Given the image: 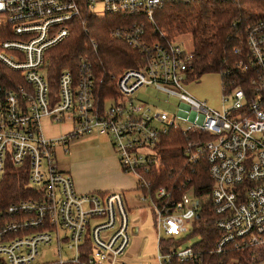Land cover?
<instances>
[{"label":"built area","instance_id":"1","mask_svg":"<svg viewBox=\"0 0 264 264\" xmlns=\"http://www.w3.org/2000/svg\"><path fill=\"white\" fill-rule=\"evenodd\" d=\"M163 1L0 0V62L22 76L0 81V181L10 168L28 170L31 189L28 198L0 211V264H34L40 247L55 241L73 252L71 260L61 259L60 264H130L132 233L124 192L77 191L73 176L56 162L55 147L106 135L122 170L138 178L157 162V143L170 127L202 136L191 139L186 150L191 160L206 157L214 187L204 199L189 190L179 199L158 201L169 196L164 187L154 197L142 193L155 209L160 263L195 259L201 264L196 249L201 234H190L203 202H210L217 215L218 253L237 250L243 256L250 251L248 264L264 261V19L246 34L247 57L239 67L248 74V84L234 85L225 77L220 110L192 97L183 86L194 52L178 41L150 40L137 25L112 32L144 56L140 68H129L116 78L117 96L101 100L93 64L87 59L81 60L78 76L63 70L56 96L50 94L49 50L69 37L82 2L92 11L102 3L105 13L152 18ZM146 85L179 98L184 110L179 114L190 124L184 127L173 114L135 101V93ZM45 118L52 123L70 120L72 130L46 137Z\"/></svg>","mask_w":264,"mask_h":264},{"label":"trees","instance_id":"2","mask_svg":"<svg viewBox=\"0 0 264 264\" xmlns=\"http://www.w3.org/2000/svg\"><path fill=\"white\" fill-rule=\"evenodd\" d=\"M261 19H264V0H164L155 9L152 18L143 13L111 11L101 17L91 10L88 2H82L80 14L71 24L69 37L49 50L47 78L50 94L56 96L58 77L63 70H70L78 76L81 60L87 59L93 64L101 100L104 102L109 97L117 96L116 78L127 69L140 68L144 64V56L137 49L112 36L114 29L133 25L141 26L150 40L164 38L177 41L180 36L190 34L195 60L189 78H199L207 72L216 71L223 80L225 77L233 80L234 85H247L248 74H243L239 63L247 57L248 28ZM236 49L239 51L236 52ZM20 76L19 72L0 62V81L5 83L11 77ZM6 85L13 88L10 83ZM195 135L196 132L184 133L176 127H170L157 143V162L149 170L140 172L137 189L154 197L155 191L164 187L169 196L158 201L179 199L189 190L200 199L208 197L214 181L206 157L200 155L196 160H191L186 150L191 139L202 137ZM30 195L28 170L17 172L10 168L0 181V211ZM216 220L212 204L203 202L200 216L194 221V230L190 234H201V239L196 242L201 264H226L235 256L239 257L241 263L248 264L250 251H245L243 256L237 254V250L228 253L216 251L220 237ZM169 242V239L164 241V251H167ZM166 264L200 263L195 259H174Z\"/></svg>","mask_w":264,"mask_h":264},{"label":"rangeland","instance_id":"3","mask_svg":"<svg viewBox=\"0 0 264 264\" xmlns=\"http://www.w3.org/2000/svg\"><path fill=\"white\" fill-rule=\"evenodd\" d=\"M93 11L98 16L105 15V8L102 3L93 7ZM177 41L183 44L184 49L187 52H193L194 44L190 34H184L177 38ZM223 79L219 72H207L201 75L199 78H188L183 83L186 91L194 98L200 101H205L214 109L223 108ZM135 101H145L152 104L162 110L167 111L175 116L177 124H181L187 127L190 122L184 114H179L182 110V101L174 96H168L166 93L160 92L153 85H146L139 89L134 95ZM71 122L67 120L68 124ZM64 123H54L52 127L47 131L46 126L42 123L44 135L56 132L58 126L63 127ZM76 141V140H75ZM73 141L72 143H74ZM68 149L66 151L65 149ZM56 162L62 169L68 165L72 158V146L67 144H57L55 147ZM135 178L136 186L133 189L122 191L125 194L127 205L130 209V227L131 233L134 226H138L139 231L136 234L131 235V242L128 249L130 264H161L158 260L159 252V228L156 223L155 209L149 199L143 200V194L137 189L138 178L131 174ZM189 228L192 225L188 224ZM187 234L183 236L186 238ZM168 238V237H166ZM194 242L196 238L193 237ZM73 258V252L68 249L64 243L53 242L50 245H43L39 249V255L34 264H60L59 261L71 260ZM68 264H77L68 262ZM226 264H244L237 258H230ZM256 264H264V261H259Z\"/></svg>","mask_w":264,"mask_h":264},{"label":"crops","instance_id":"4","mask_svg":"<svg viewBox=\"0 0 264 264\" xmlns=\"http://www.w3.org/2000/svg\"><path fill=\"white\" fill-rule=\"evenodd\" d=\"M43 123L47 131L54 125L48 118H45ZM57 126V131L47 134V137L55 138L70 132L73 124L65 122L62 128ZM71 146V161L62 170L73 176L77 191H126L136 186L135 178L122 170L117 154L106 135L85 136L71 143ZM138 231L139 228L135 225L132 233L136 234Z\"/></svg>","mask_w":264,"mask_h":264},{"label":"water","instance_id":"5","mask_svg":"<svg viewBox=\"0 0 264 264\" xmlns=\"http://www.w3.org/2000/svg\"><path fill=\"white\" fill-rule=\"evenodd\" d=\"M199 217V216H198Z\"/></svg>","mask_w":264,"mask_h":264}]
</instances>
